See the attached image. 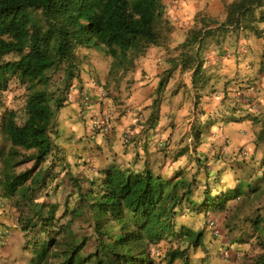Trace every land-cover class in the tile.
Here are the masks:
<instances>
[{"label":"trees","instance_id":"16d2710c","mask_svg":"<svg viewBox=\"0 0 264 264\" xmlns=\"http://www.w3.org/2000/svg\"><path fill=\"white\" fill-rule=\"evenodd\" d=\"M163 19V0H0V59L17 57L0 64V91L9 81L24 90L20 109L5 111L0 121V210L14 211L12 227L25 239L29 264H191L188 252L202 248L204 237L180 222L185 211L227 212L230 202L240 201L242 209L246 201L259 200L255 187L239 178L233 187L212 193L214 178L205 166L202 186L196 171L189 175L179 169L164 178L147 167L119 164L118 158L103 166L83 157L70 164L55 143L62 98L79 74L76 51L100 49L111 59L109 75L125 74L150 48L162 45ZM198 22L178 60L159 78L157 94L179 66L192 71V83L198 80L197 53L204 38L232 32L261 37L264 0H235L226 6L223 22L204 17ZM59 72L52 89L51 76ZM259 73L264 75V53ZM158 105L157 98L151 123ZM235 152L216 156L215 166L235 174L238 166L260 164L264 173V155L253 157L243 148ZM242 223L257 251L251 258L244 255V263L264 264L261 209ZM224 224L234 223L227 217ZM166 241L177 246L154 257Z\"/></svg>","mask_w":264,"mask_h":264},{"label":"rangeland","instance_id":"374dc122","mask_svg":"<svg viewBox=\"0 0 264 264\" xmlns=\"http://www.w3.org/2000/svg\"><path fill=\"white\" fill-rule=\"evenodd\" d=\"M234 1L235 0H198L199 5L203 8V11L196 15L192 23H190L189 21L185 22V19L182 18L173 20L176 17L173 15V9L171 8L173 6V0H163V22L165 23H163L162 27L160 28L163 43L160 47H152L150 49L156 52V54L153 55V58L160 56V58L164 60L162 64L164 69L162 68V70H159L157 68L152 70V72H150L151 76L148 77L147 73L143 71L140 73V71H137L136 79H132V83L138 82V80H146L147 86H152L150 88L151 90L155 88L150 94V98L152 103L158 98V110L166 96L170 97L181 89L176 88L178 83H173L172 86L171 82H173V80L179 81L182 78H189V75L184 74L181 69V73H179V71L176 69L172 72L164 90L160 94H157L156 92V87L159 78L162 77L163 71L171 68L172 60H178L181 52L183 51L181 45L187 38L189 32L193 28L199 27L198 19L204 17L213 20L216 23H221L225 18L226 6ZM207 8L209 10H213L214 16L208 15V13L205 12ZM263 25L264 24L260 25L262 30L261 37H257L253 33L247 32H232L224 34L214 33L212 36L204 38L203 42L201 43L199 52L197 53L198 62L200 63L198 80H196L194 83L190 82L187 89L188 92L184 86V89L182 88L181 97H185V93H190L191 98L195 100L196 104L193 106L194 108L192 107L193 110L189 113L188 118H194V127L198 125L197 123L202 125L204 130L203 132H205L204 138L205 140L207 139V142L209 139L217 138V135L214 134L213 131H215L219 126L229 123H238V121L243 120L242 118H239L238 120L230 119L233 118L234 113L232 110L234 107L232 109L231 105L229 104L236 105V101L241 100L244 96L243 100L246 107L250 108L249 106H251L250 110L253 111L257 108L254 104L258 98L257 94H260V96H262L264 99V89L257 88L255 85H252L251 88L253 89L256 87L255 90L253 89V91L250 92H239V94L236 92L237 88L235 87L231 92V94L234 93L232 100L228 98V93L230 96V92L224 87L225 84L230 85L231 83L232 86H237L239 83L238 80L240 79L236 76H243L241 75L243 68L244 71H249V69H251L249 67H253L255 65L258 67L259 62H261L262 54L264 53ZM82 51L83 53L81 55L79 54V57L81 56L88 59L89 64H91V60H94L96 63L98 62L99 66H102L103 68L111 66V59L106 57L100 49H84ZM142 58H139L137 62H139ZM16 59L17 57L14 54H11L0 59V64L11 62ZM81 61L83 62L84 60L81 59ZM217 62H219V66H215ZM162 65H160V67H162ZM223 66H225L226 69H223ZM233 68H235V70ZM85 69L90 71L89 67L87 68V66ZM229 71L234 72L232 78L235 80L230 79L224 83V77H231L227 75ZM59 75L60 72L51 76L52 89L57 87L55 83H57ZM93 75L95 74L93 73ZM117 76L118 74L115 75V77ZM156 78H158L157 83L155 82ZM93 80H95L94 86H98V79L96 80L93 78ZM98 87L102 86L99 85ZM178 87H180V85H178ZM103 89L105 90V97L106 94L108 96L111 90H107L104 87ZM128 89L129 88L126 87L118 91V94H122V96L118 97L120 100L118 101V105L122 107L123 112L126 110L130 112L136 111V115L133 117L135 123L131 128L127 127V129H123L118 135H115L113 132L114 127L111 126L109 137H106L107 139L102 138L103 142H101L100 145L97 144L99 141H96L97 143L94 142L90 148H87L86 141H91L92 136H102L100 134L92 133L90 130H88L90 135L85 137L84 142L86 143V146H83L86 150H83L79 155L86 161H92L102 166L107 165V163L112 158H118L119 164L130 163V165H132L135 170H142L143 167H147L154 174H158L164 178L172 177L179 169L186 170L189 175L196 171V178L198 179L199 185L202 186L204 185L202 184L204 179L203 166H205V168L208 169L210 178H214V180L210 181L209 184L213 190L212 193L219 190V188H221L223 185L224 187H233L236 178H239L243 182H249L255 187L257 191L255 195L259 197V200L255 201L250 199L246 201L243 207H241L242 209H238L240 201H234L228 204L229 209L227 212H210L207 214L203 210H199L197 212L185 211L179 219L182 224L192 228L194 231H201L204 237L202 248L191 249L188 252L191 264H247L244 263L243 256L246 255V257L250 256L251 258V256L255 255L257 251L255 250L254 242L249 240L250 237L248 236V233L243 232L244 228L241 229V227L244 226L242 220L253 211L260 209L261 215L264 216V173H259L262 165L244 164L237 167V172L235 174L230 172L224 173V168L219 169V167L215 165L217 164V157H219L218 155L222 156L220 150L227 146L225 141L221 142L219 145L220 150H218V152L215 151L212 153V155H202L199 161L202 162V165H198V163H195V160L197 159V150L201 144H199V141H196V137L194 135H191L192 140L190 143V148L185 145L180 151H178L175 150V146L170 136H166L165 134L163 135V133L159 134V130H157L156 133L155 129L153 128V123L150 121L145 122V130H139L138 127L142 124L139 121V118H141V115L139 116V114L142 110H137L136 107L132 109L131 106L125 104L132 93ZM243 90L244 89H242V91ZM23 94V88L16 85L14 81H9L6 90L0 91V121L5 111L20 109L23 104ZM80 94H82L81 98L82 96L88 95L86 92H84L83 87L81 88ZM99 98L100 95L98 94L96 101ZM66 99L68 100V95L62 98V103H64ZM180 100L181 98L176 100V102ZM229 100H231L230 103ZM247 100L248 102H246ZM93 102L95 103L94 98ZM176 102L168 99L164 103V109H166V107L171 108ZM167 117L168 118H165L164 121L167 122L166 124H168V126L173 124L174 128L176 124L174 125V123H172L168 113ZM159 120L158 112L157 121ZM90 121L91 120L87 119V126L90 125ZM58 124L59 123L57 121L56 127ZM184 128L185 127H179V129ZM56 130L57 132H62L60 127L56 128ZM55 134L56 133L53 134L55 143L64 152L67 162L73 164L74 159L73 155L71 154V149L73 146L71 143L66 142L67 137L60 135V133L58 136ZM126 136H129L127 142L124 141ZM189 137L190 136H188V138ZM178 138L179 137H177V139ZM80 140L81 139H77L76 143L80 144ZM173 140H176V137ZM182 140L183 143H188L185 137L182 138ZM3 143L4 139L0 134V147ZM105 143H107V146H105ZM211 146L212 144L210 147ZM182 151L183 153L180 154ZM79 155L76 158L80 157ZM81 163L82 161L80 162V165ZM27 166L29 167L30 165ZM78 167L80 170L84 169L81 166ZM217 170L220 173L218 175L216 173ZM224 177L227 179H221V181L217 180V178L220 179ZM6 210L7 209L0 210V264H29L27 252L23 251L25 239L16 228L12 227L15 224V221L12 217L14 211L11 210L8 213ZM227 217L231 219L232 224L234 223L232 227H226L224 224ZM211 219L214 220V225L209 228L208 222ZM170 246L175 247L177 244L167 241L163 242L160 244L159 250L153 251V256L156 257L158 254L161 255L163 251ZM155 259L156 262H160L161 256ZM160 264H163V262H160ZM175 264H179V262H175Z\"/></svg>","mask_w":264,"mask_h":264},{"label":"crops","instance_id":"0c3cea01","mask_svg":"<svg viewBox=\"0 0 264 264\" xmlns=\"http://www.w3.org/2000/svg\"><path fill=\"white\" fill-rule=\"evenodd\" d=\"M232 1V0H231ZM232 3V2H231ZM173 6L171 7L174 13L173 15L176 16L173 20L182 18L185 19V22L189 21L192 23L193 19L196 15H198L201 11H203V8L199 5L198 0H173ZM205 5V4H204ZM202 8V9H201ZM171 12V13H172ZM205 12L208 13V15H213V10H209L208 8L205 10ZM172 15V16H173ZM214 16V15H213ZM173 18V17H172ZM189 19V20H188ZM264 29V25H263ZM84 49H78L76 51L77 56V63H78V77L74 78L72 81V86L74 87V93L70 97H68V100L66 99L63 103V107L60 109L59 113L57 114V120L58 126L55 128L60 127L62 132L58 131V134L67 137L66 142L71 143L73 146L71 149V154L73 155V159H75L83 150H86L85 147H83L86 143L84 142L85 137L89 136V126L86 125L87 119L92 120L93 118L97 119H103L104 114H107L110 117V124L114 127L113 132L115 135H118L123 129L131 128L132 125L135 123L133 117L136 115V111L130 112V111H122V107L118 105V99L119 96H122V94H118V91L128 87L132 93L127 100L125 104L129 105L133 108L136 107L137 110L141 109L139 116L141 115V118H139V121L142 123L139 125V130L142 131V129H146V123L149 121L150 116L152 114V101L150 98V94L153 90L150 88L152 86H147L146 80H138V82L132 83V79H136L137 77V71H140V73L143 71L147 73V77L151 76L150 72L155 69L162 70L163 67V59L160 58V56L154 57L153 55L156 54L155 51L149 49L147 53L143 56V58L136 62L135 68L125 74H118L117 77H113V75H109V69L110 67L103 68L102 66H99V63L95 62L94 60H91V64L88 63V59L79 57V54L81 55L83 53ZM81 59L84 61L82 62ZM90 61V60H89ZM157 62V66L156 65ZM111 63V62H110ZM206 64V63H205ZM84 65V66H83ZM162 65V67H160ZM219 62L215 64V66H219ZM89 67L90 71H87L85 69ZM259 66L260 62L258 64V67L255 65L253 67H249V71H244V68L241 72V75L243 76H236L240 80L237 86H232V83L230 85H224L225 89L230 92V96L228 93V98L232 100V96L234 93L231 94L232 89L236 87V92L239 94V92H250L255 90V88L264 89V75L262 73H259ZM257 67V68H256ZM223 69H226L225 66L222 67ZM253 68V69H252ZM181 66L177 68V70L180 72ZM235 70V68H233ZM88 73V74H87ZM93 73L95 75H93ZM226 73V72H224ZM184 74L189 75V78L187 79H180L173 80V83H178L176 88H181L177 91V93L173 94L172 96H166L163 100V103L159 107V121L158 115L157 119L153 123V128L155 129L156 133L157 130L160 131L159 134L163 133L166 136H170V138L173 141V144L175 146V150L180 151L182 147L185 145L190 148L191 143V135H194L196 137V141H199L200 147L197 150L198 154L196 155L197 158H201L202 155H212L213 152H218L220 150V144L221 142L225 141L226 147H223L220 151L224 154H231L236 153L240 148L248 150V152L251 153L253 157H261L264 155V99L260 94H257L256 102L254 103L256 105L255 110H250V108L246 107L245 102L243 100V97L241 100L236 101V105H231V108L233 114V120H238L239 118H242L243 120L238 121V123H229L226 125L219 126L214 132L216 134V139H209L207 142V139L205 140L204 135L205 132H203V127L201 124L197 123L198 125L196 127L193 126V120L194 118H188L189 113L193 110L192 107L195 106V100H193L190 96V93H185V97H181L182 94V88L187 91L188 86L190 82H192V71L188 72L185 71ZM227 74V73H226ZM228 76H231L230 78L224 77V83H226L232 78L234 75L233 71H229ZM133 77V78H132ZM146 77V78H147ZM93 78L96 80L98 79V87L97 85L94 86ZM145 78V79H146ZM91 79V80H90ZM144 79V78H143ZM235 80V79H234ZM158 78L155 79V82L157 83ZM183 81V82H182ZM180 83V84H179ZM230 83V82H229ZM252 85H255L256 87L252 88ZM84 88V92H86L88 95L92 96L95 99V103L87 108H83L80 105V99H81V88ZM104 88L107 90L110 89V95L106 94V97L99 98L96 101V98L98 97V94L101 91H105ZM240 88V90H239ZM242 89H244L242 91ZM113 91V92H112ZM188 92V91H187ZM257 92V91H255ZM83 93V91H82ZM138 95V96H137ZM153 97V96H152ZM180 101L176 102V100L180 99ZM256 98V97H255ZM171 99L175 101L176 103L173 104V106L166 107L164 109V103ZM229 100V103L231 102ZM194 108V107H193ZM250 112V113H249ZM168 116L172 123H174L175 127L173 128V124L171 126H168L166 124L167 122L164 121L165 118ZM166 116V117H165ZM156 118V116H155ZM170 121V122H171ZM91 123V121H90ZM57 125V122H56ZM86 126V127H85ZM130 126V127H129ZM88 127V128H87ZM179 127H185L184 129H179ZM153 129V130H154ZM211 132V133H213ZM138 133V132H136ZM102 136V135H101ZM188 136H190L188 138ZM109 137V134L107 136L100 137L99 135L92 136L91 141L87 140V148L91 147L94 142L99 141L97 144L100 145L101 142H103V139H107ZM176 140H173L175 139ZM177 137H179L177 139ZM186 138V141L188 142L186 144L183 143L182 138ZM103 138V139H102ZM77 139H81L79 141L80 144L76 143ZM181 142V143H180ZM212 146L210 147V145ZM218 145V146H217ZM86 146V145H85ZM105 146H107V143H105ZM214 148V149H213ZM178 153V152H177ZM67 156V154H66ZM80 156V155H79ZM81 157V156H80ZM73 162H76L73 160Z\"/></svg>","mask_w":264,"mask_h":264},{"label":"built area","instance_id":"2783aa9c","mask_svg":"<svg viewBox=\"0 0 264 264\" xmlns=\"http://www.w3.org/2000/svg\"><path fill=\"white\" fill-rule=\"evenodd\" d=\"M94 85V84H92ZM74 93V87L71 86L68 90V97L72 96ZM100 95V98H104L105 97V92L104 91H101L99 93ZM248 102V100L246 101ZM94 102H93V98L89 95H86V96H82V98L80 99V105L83 107V108H87L91 105H93ZM89 130L92 132V133H95V134H100V135H107L109 134L110 130H111V124H110V117L107 115V114H104L103 116V119H97V118H93L91 120V123H90V126H89ZM129 139V136H126L125 137V142H127ZM221 155H223L224 157V153H222ZM213 226V223H209V227H212Z\"/></svg>","mask_w":264,"mask_h":264}]
</instances>
